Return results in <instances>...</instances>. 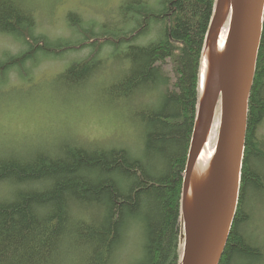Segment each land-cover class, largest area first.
<instances>
[{
	"label": "trees",
	"instance_id": "16d2710c",
	"mask_svg": "<svg viewBox=\"0 0 264 264\" xmlns=\"http://www.w3.org/2000/svg\"><path fill=\"white\" fill-rule=\"evenodd\" d=\"M216 3L123 0L126 25L99 31L77 18L74 27L86 40L74 43L36 34L39 7L31 0H0V32L23 46L0 57V81L35 60L89 50L62 73L84 74L103 65L101 57L110 49V59L120 66L101 98L119 110L116 119L131 138L93 145L65 141L28 156H0V187L7 191L0 199V264H182L184 179ZM261 195L264 25L239 205L219 264H264Z\"/></svg>",
	"mask_w": 264,
	"mask_h": 264
},
{
	"label": "rangeland",
	"instance_id": "374dc122",
	"mask_svg": "<svg viewBox=\"0 0 264 264\" xmlns=\"http://www.w3.org/2000/svg\"><path fill=\"white\" fill-rule=\"evenodd\" d=\"M31 3L39 7L35 33L48 35L52 41L66 39L76 43L86 40L74 27L77 18L82 25L94 23L99 31L115 30L123 20V0H31ZM229 29L227 22L222 28L225 38ZM22 49L20 40L0 32V57ZM90 53L83 50L62 59L35 60L27 64L23 73L11 71L5 81H0V156L18 153L28 156L40 148L52 149L65 141L78 140L91 145L118 143L122 139L131 141L129 134L122 130L121 119H116L119 110L109 108L112 104L106 97L101 98L104 86L114 80L120 66L119 61L110 59L112 50L105 49L104 57L100 56L103 65L90 67L84 74L62 75L72 62L84 59ZM220 116L219 100L212 125V142L216 145ZM1 198H7V191L2 187ZM262 201L264 195L260 196Z\"/></svg>",
	"mask_w": 264,
	"mask_h": 264
},
{
	"label": "water",
	"instance_id": "95a60500",
	"mask_svg": "<svg viewBox=\"0 0 264 264\" xmlns=\"http://www.w3.org/2000/svg\"><path fill=\"white\" fill-rule=\"evenodd\" d=\"M225 0H217L211 20L201 65V101L195 123L186 168L183 198L181 242L184 244L182 264H219L230 236L239 205L242 168L245 155L249 116V97L257 68L264 19V0H236L231 10L229 32L231 57L226 69L207 70L203 77L206 52H213L209 37L214 23L222 14ZM221 102V125L216 145L220 166V193L216 198H201L195 206L194 218H187L185 203L188 174L201 150L207 132L213 125L218 102ZM201 130L196 136V126Z\"/></svg>",
	"mask_w": 264,
	"mask_h": 264
},
{
	"label": "bare ground",
	"instance_id": "6f19581e",
	"mask_svg": "<svg viewBox=\"0 0 264 264\" xmlns=\"http://www.w3.org/2000/svg\"><path fill=\"white\" fill-rule=\"evenodd\" d=\"M236 6V0H225L222 14L213 25V31L209 37V45H213V52L209 49L206 52L205 63L203 66V77L207 78V70L221 68L226 69L230 57V40L223 36L222 28L226 18L231 14V9ZM220 126V125H219ZM214 128V127H213ZM212 127L207 132L206 140L194 159L193 165L188 174V194L185 203V213L187 218H194L195 206L201 198H216L219 195L220 166L216 154V143H213L214 135ZM201 130V122L196 126V136ZM220 128L218 127L217 131ZM217 139V138H216Z\"/></svg>",
	"mask_w": 264,
	"mask_h": 264
}]
</instances>
